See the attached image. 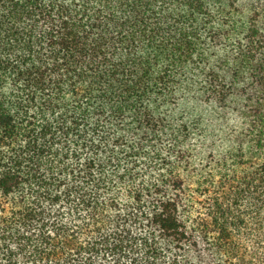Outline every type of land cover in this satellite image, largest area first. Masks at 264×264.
<instances>
[{"label":"trees","instance_id":"1","mask_svg":"<svg viewBox=\"0 0 264 264\" xmlns=\"http://www.w3.org/2000/svg\"><path fill=\"white\" fill-rule=\"evenodd\" d=\"M0 264H264V0H0Z\"/></svg>","mask_w":264,"mask_h":264},{"label":"rangeland","instance_id":"2","mask_svg":"<svg viewBox=\"0 0 264 264\" xmlns=\"http://www.w3.org/2000/svg\"><path fill=\"white\" fill-rule=\"evenodd\" d=\"M177 116L195 123L200 129L190 141L187 148L192 154L190 178L201 172L203 164L213 154L220 158L233 143V138L244 124L242 119L231 109L222 110L214 102L206 104L190 98L174 109Z\"/></svg>","mask_w":264,"mask_h":264}]
</instances>
